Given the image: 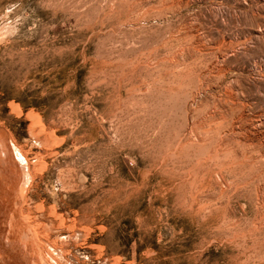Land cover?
<instances>
[{
  "label": "rangeland",
  "instance_id": "rangeland-1",
  "mask_svg": "<svg viewBox=\"0 0 264 264\" xmlns=\"http://www.w3.org/2000/svg\"><path fill=\"white\" fill-rule=\"evenodd\" d=\"M0 205V264H264V0H0Z\"/></svg>",
  "mask_w": 264,
  "mask_h": 264
},
{
  "label": "bare ground",
  "instance_id": "bare-ground-1",
  "mask_svg": "<svg viewBox=\"0 0 264 264\" xmlns=\"http://www.w3.org/2000/svg\"><path fill=\"white\" fill-rule=\"evenodd\" d=\"M2 198V197H1ZM2 203V202H1ZM1 206V205H0ZM3 213V212H2ZM23 234V233H22ZM21 251V250H20ZM20 254V253H19ZM20 256H22V253H21V255Z\"/></svg>",
  "mask_w": 264,
  "mask_h": 264
}]
</instances>
